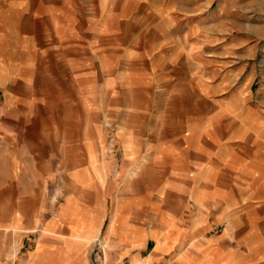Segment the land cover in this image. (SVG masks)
I'll use <instances>...</instances> for the list:
<instances>
[{"label": "crops", "instance_id": "crops-1", "mask_svg": "<svg viewBox=\"0 0 264 264\" xmlns=\"http://www.w3.org/2000/svg\"><path fill=\"white\" fill-rule=\"evenodd\" d=\"M181 9L182 0H0V68H36L37 82L45 81L39 77L44 66L67 68L78 92L38 95L53 97L55 105L71 98L60 107V128L67 131L72 121L82 134L80 158L90 161V174L94 110L105 116L111 264H264V113L246 110L230 143L208 145L199 107L206 100L186 93L180 44L163 48L153 36L152 12ZM165 20L154 27L168 26ZM26 52L35 59L27 60ZM157 88L179 94L166 97L164 106L174 109L162 124L149 110L153 103L157 108ZM243 134L250 143L242 142ZM39 137L32 140L39 151L34 161L44 164L50 144ZM151 187L156 194L148 198Z\"/></svg>", "mask_w": 264, "mask_h": 264}, {"label": "rangeland", "instance_id": "rangeland-1", "mask_svg": "<svg viewBox=\"0 0 264 264\" xmlns=\"http://www.w3.org/2000/svg\"><path fill=\"white\" fill-rule=\"evenodd\" d=\"M163 19L169 25L155 28ZM174 20L177 25L171 24ZM152 24L153 36L159 37L163 48L175 46L174 41L180 44L179 52L186 60L188 97L206 100L203 109L199 107L204 113L208 145L221 143V139L230 143L229 134L238 122H245L246 110L264 113V0H182L181 10L152 12ZM25 57L31 61L36 56L26 52ZM3 59L0 52V67ZM41 69L43 82L35 81L36 68H0V264H47L46 257L52 264H111L114 246L107 234L111 208L106 192L110 161L105 116L94 110L96 155L89 147L94 167L90 174V161L80 158L82 134H76L72 121L67 131L60 128V107L71 98L62 97L55 105L53 97L38 95L53 90L78 92L76 82L69 80L66 67ZM57 77L59 81L52 80ZM172 81L178 82L176 78ZM156 93L157 108L153 103L149 110L162 124L174 109L164 106L166 97L179 94L166 95L163 88H157ZM127 111L131 115L134 110ZM190 112L192 119L194 111ZM255 120L261 123L262 119ZM40 135L51 145L44 164L34 161L39 151L32 140ZM247 136L242 135L243 143L251 142ZM70 149L77 151L75 158L60 161ZM76 169L84 170L85 175L73 174ZM36 176L41 177L39 185ZM112 177L119 187L124 185L121 175ZM147 190L148 198L154 197L155 189ZM49 221L52 229H48ZM99 221L104 224L100 233L96 232Z\"/></svg>", "mask_w": 264, "mask_h": 264}, {"label": "built area", "instance_id": "built-area-1", "mask_svg": "<svg viewBox=\"0 0 264 264\" xmlns=\"http://www.w3.org/2000/svg\"><path fill=\"white\" fill-rule=\"evenodd\" d=\"M97 264H103V262L100 261V262H98Z\"/></svg>", "mask_w": 264, "mask_h": 264}]
</instances>
